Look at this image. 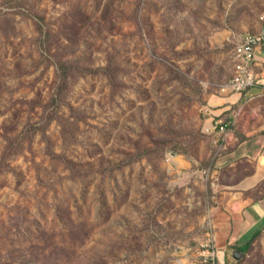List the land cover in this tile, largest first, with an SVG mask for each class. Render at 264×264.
<instances>
[{"label":"rangeland","instance_id":"obj_1","mask_svg":"<svg viewBox=\"0 0 264 264\" xmlns=\"http://www.w3.org/2000/svg\"><path fill=\"white\" fill-rule=\"evenodd\" d=\"M262 14L264 0H0V155L24 136L0 163V264H264V90L225 89ZM67 60L111 63L118 84L70 78V130L29 135Z\"/></svg>","mask_w":264,"mask_h":264},{"label":"trees","instance_id":"obj_2","mask_svg":"<svg viewBox=\"0 0 264 264\" xmlns=\"http://www.w3.org/2000/svg\"><path fill=\"white\" fill-rule=\"evenodd\" d=\"M43 55V54H42ZM56 78L57 82L55 84V87L50 95L48 103L45 105L43 114L40 118V122L38 126H33L29 128L28 131L29 135H32L36 132L37 129H40L43 131L46 124H48L51 120H55L59 126L60 130L63 134H66L70 130V126L73 123L69 120V117H64L62 113H58V110L60 108V104L62 103L63 96L66 93L67 87H68V81L70 78L76 76L79 73H95L100 72L102 75L107 76L110 83L113 84V87L115 88L118 84L115 80V67L111 66V63L105 65L102 68H84L77 64L76 61L67 60V61H56ZM47 108V110H46ZM24 140L23 135H15L11 138H7V145L4 147V150L2 151L0 155V163H4L9 159L11 156H13L18 150L19 145ZM46 150L49 154H51V149L49 146V142H46ZM60 157V156H59ZM125 161L114 163L113 165L109 166L107 169L112 170V168L118 167L121 164H124ZM249 243V242H248ZM245 244L239 249L245 250L246 245Z\"/></svg>","mask_w":264,"mask_h":264},{"label":"built area","instance_id":"obj_3","mask_svg":"<svg viewBox=\"0 0 264 264\" xmlns=\"http://www.w3.org/2000/svg\"><path fill=\"white\" fill-rule=\"evenodd\" d=\"M260 18L264 20V14ZM257 48H264L263 32L259 34L246 33L235 42L231 51L232 70L225 89L241 93L259 83L260 79L256 77L253 70ZM213 127L223 131L225 124L217 121Z\"/></svg>","mask_w":264,"mask_h":264},{"label":"crops","instance_id":"obj_4","mask_svg":"<svg viewBox=\"0 0 264 264\" xmlns=\"http://www.w3.org/2000/svg\"><path fill=\"white\" fill-rule=\"evenodd\" d=\"M262 32L264 33V25L260 28L257 34ZM253 70L256 77L261 81L259 80V83L256 86L251 87L250 90L255 88L256 91L262 93V90H264V48H257L255 52V64L253 66Z\"/></svg>","mask_w":264,"mask_h":264},{"label":"water","instance_id":"obj_5","mask_svg":"<svg viewBox=\"0 0 264 264\" xmlns=\"http://www.w3.org/2000/svg\"><path fill=\"white\" fill-rule=\"evenodd\" d=\"M240 253H241V252H239L238 250H236V251L234 252V256H235V257H238V256L240 255Z\"/></svg>","mask_w":264,"mask_h":264},{"label":"bare ground","instance_id":"obj_6","mask_svg":"<svg viewBox=\"0 0 264 264\" xmlns=\"http://www.w3.org/2000/svg\"><path fill=\"white\" fill-rule=\"evenodd\" d=\"M261 161L263 160L264 161V157H261V159H260ZM260 163V162H259Z\"/></svg>","mask_w":264,"mask_h":264}]
</instances>
